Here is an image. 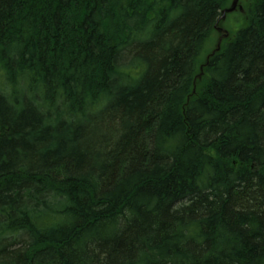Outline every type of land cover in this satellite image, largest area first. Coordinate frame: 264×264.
Instances as JSON below:
<instances>
[{
    "label": "trees",
    "instance_id": "16d2710c",
    "mask_svg": "<svg viewBox=\"0 0 264 264\" xmlns=\"http://www.w3.org/2000/svg\"><path fill=\"white\" fill-rule=\"evenodd\" d=\"M241 1L202 57L231 0H0V264H264V0Z\"/></svg>",
    "mask_w": 264,
    "mask_h": 264
},
{
    "label": "rangeland",
    "instance_id": "374dc122",
    "mask_svg": "<svg viewBox=\"0 0 264 264\" xmlns=\"http://www.w3.org/2000/svg\"><path fill=\"white\" fill-rule=\"evenodd\" d=\"M244 1H246V0H244ZM237 7L238 8H240L241 10H242V8H243V4H242V1L241 0H239V2H238V5H237ZM237 11H235L234 12V14H236V17H237ZM232 15L231 16H225V18H224V20H222V21H220L219 23H218V27L219 28H222L224 31H226L228 34H230V35H234L237 31H238V29L240 28L239 26H241V24L240 23H238L236 20H234V21H236L237 23L236 24H234V23H232ZM227 21V22H226ZM225 22H226V25H225ZM237 26V27H236ZM235 28V29H234ZM215 43H216V39H215V37L214 38H212L211 40H210V42H209V45L207 46V49H205L204 51H203V53H202V57H204V55H205V53H206V51L208 50V49H210V48H213V46L215 45Z\"/></svg>",
    "mask_w": 264,
    "mask_h": 264
},
{
    "label": "water",
    "instance_id": "95a60500",
    "mask_svg": "<svg viewBox=\"0 0 264 264\" xmlns=\"http://www.w3.org/2000/svg\"><path fill=\"white\" fill-rule=\"evenodd\" d=\"M238 3V0H232L231 7L229 9H226L222 12V16H224L225 13L231 12L236 8V5Z\"/></svg>",
    "mask_w": 264,
    "mask_h": 264
}]
</instances>
